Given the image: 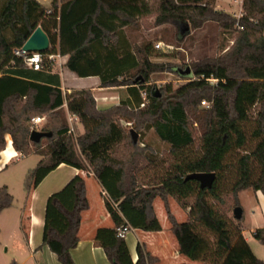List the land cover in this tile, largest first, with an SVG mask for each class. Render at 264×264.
Instances as JSON below:
<instances>
[{"label": "trees", "instance_id": "obj_1", "mask_svg": "<svg viewBox=\"0 0 264 264\" xmlns=\"http://www.w3.org/2000/svg\"><path fill=\"white\" fill-rule=\"evenodd\" d=\"M242 8L238 19L215 9L210 0H53L50 8L38 0L5 1L0 10V156L10 134L18 152L43 157L28 184L23 215L27 238L24 222L32 191L65 163L92 172L103 187L114 227L99 228L96 240L113 264H151L157 260L138 244V260L134 262L126 239L117 235L118 227L125 224L161 231L154 209L156 198L164 202L183 255L204 264H264L242 228L210 201H223V194L229 191L235 196V209L241 206V190L264 192V0H243ZM155 12L157 25L187 23L196 29L215 21L226 32L239 28L238 35L233 46L218 57L194 62L191 76H184L188 79L185 84L177 88L165 85L160 93L146 85L153 72L164 68L150 59L154 49L149 42L124 48L116 72L102 74L100 50L116 46L124 28ZM38 26L49 36L47 52L68 55L66 66L80 76H89V72L101 75L102 87L129 86L135 90V103L123 101L99 109L91 89L65 93L59 79L51 84L38 79L54 63L36 71L14 53ZM128 54L136 58L132 74L120 72ZM143 91L148 94V103L141 107ZM202 99L211 102L209 108L198 109ZM65 104L84 127L76 139L69 135L68 122L61 113ZM257 104L261 109L253 116ZM43 114L48 119L42 130L52 132V136L32 142L31 119ZM192 114L202 127L200 152L194 155L187 152L195 142L190 128ZM121 118L136 120L137 128L154 129L171 145L175 161L163 174L153 178L141 174L152 170L155 160L143 154L121 125ZM43 140H47L46 145ZM194 172H215L212 188L202 189L198 180L187 179ZM171 197L188 210L185 221L180 222L172 212ZM13 202L8 187H0V211ZM89 207L82 174L47 200L43 244L62 264H77L71 251L79 243L82 213ZM255 237L264 244V228L257 229Z\"/></svg>", "mask_w": 264, "mask_h": 264}, {"label": "rangeland", "instance_id": "obj_2", "mask_svg": "<svg viewBox=\"0 0 264 264\" xmlns=\"http://www.w3.org/2000/svg\"><path fill=\"white\" fill-rule=\"evenodd\" d=\"M207 0H204L206 2ZM236 2L232 3L231 7L233 12L230 14L234 15L236 18L240 12H243V0H235ZM241 6V8H239ZM215 8V6H213ZM216 9V8H215ZM220 10V9H218ZM224 11V10H223ZM229 13V12H228ZM157 13L143 17L139 21L130 27H128V32L131 35V40L135 47H140L142 43L149 42L153 46V56L150 59L162 65L164 68L153 72L150 76V81L146 84L147 87L152 86L157 92L160 93V89L165 85H172L174 88H177L185 84L188 79H185L184 76L180 75L178 69H187V67H192L194 62L200 61L208 57H218L223 52L227 51L234 44V41L238 35L239 28H236V31L226 32L220 28L219 24L215 21H207L205 24L199 28H193L191 25L190 31L185 32L187 23H167L162 25L155 24V18ZM160 43L161 48L157 49L156 45ZM54 69H59L58 60L54 63ZM69 73L71 72L68 70ZM196 78L195 76H193ZM76 79V78H75ZM81 85H87L90 81H82L81 79L78 82ZM94 93V92H93ZM97 95H100V92H96ZM95 96V95H94ZM96 98V96H95ZM206 100V104H203V101ZM97 107L98 101L96 98ZM148 103V99L146 104ZM211 102L207 99H202L200 104L197 106L199 110H204L209 108ZM117 105V104H116ZM143 107V106H141ZM261 109V104H257L253 111L252 115L256 116L258 111ZM62 116L67 120L69 128H73V131L69 133L74 139H76L81 134V126L76 115H73L70 112H67L65 108L62 110ZM46 115L47 114H43ZM48 119V116H47ZM191 125L190 128L194 135V145L187 150L188 154H196L200 152V144L202 138V127L197 118L194 117V114L191 115ZM120 123L124 126L130 133L131 130H135L138 133L137 144L144 155H147L149 158H153L154 168L148 171L143 170L142 175H147V177L153 178L154 176L161 175L164 173L165 169L169 167L171 163L175 161L174 156L171 151V145L163 140L157 135L154 129H149L144 126L137 128V121L127 120L125 118L120 119ZM132 135V133H131ZM44 145L47 144V140H43ZM78 153L80 149L76 147ZM242 153V151H241ZM40 157L36 154L30 155L28 158L22 159L19 162H16L15 167L19 169L27 170L24 177L21 180L16 181L11 185V193L14 196V202L11 207L0 211V240L3 242L0 245V254L6 255L8 257V264H35V260L31 258V252L28 248L17 251L18 245L17 242L21 241L25 244L24 239L20 229L17 230L18 221L20 220V215L24 210V207L27 203L28 198V184L31 182V172L35 166V162ZM142 162V161H141ZM158 164V165H157ZM91 171V169H89ZM92 173V172H91ZM67 176V170H57L51 177L46 180L38 189L35 196H33V204L36 209L43 208L45 206V200L47 193L55 188L52 185V182L55 179H64ZM145 181V180H144ZM149 178L145 182H149ZM56 182V181H55ZM253 195L252 198H248L247 194L242 196V208L244 210L243 220L234 218V203L235 196L231 192H226L223 194V201H217L213 198L210 201L214 206L223 214L232 217L236 224L240 227H244L246 230V236L250 238L253 245L256 248V245L260 249L264 250V244L260 243L258 240L252 238L250 232V227H254L258 224V218L253 214V210L256 209L258 198L255 195L254 191L249 192ZM170 206L173 213L179 221H185L187 219L185 209L181 208L180 204L174 199L170 198ZM192 201V199H191ZM31 202V197L29 199V204ZM163 212H160V208ZM154 209L159 212L161 216L162 224L165 230L169 231V221L167 211L164 206V202L161 198H156L154 202ZM157 213V212H156ZM167 215V216H166ZM19 232V233H18ZM40 235V233H39ZM256 244V245H255ZM26 245V244H25ZM17 251V253H16ZM258 254H261L257 249ZM22 253V254H21ZM264 256V255H263ZM38 259L42 260L46 258L43 255H39ZM264 258V257H263ZM189 259V258H188ZM191 260V259H189ZM192 261V260H191Z\"/></svg>", "mask_w": 264, "mask_h": 264}, {"label": "crops", "instance_id": "obj_3", "mask_svg": "<svg viewBox=\"0 0 264 264\" xmlns=\"http://www.w3.org/2000/svg\"><path fill=\"white\" fill-rule=\"evenodd\" d=\"M6 0H0V10L5 3ZM44 6L50 8L53 0H38ZM212 1L213 6L216 9L224 10L226 12H233V8L231 7L233 1L235 0H210ZM241 8V6L239 7ZM187 25V24H186ZM131 46L132 49L135 48L131 40V35L128 32V27L124 28L119 34V41L116 46H111L107 48H102L99 52L100 56V65H101V73L102 74H112L116 72L118 66V60L123 57L124 52L123 49ZM133 51V50H132ZM68 59V55H61L58 58L59 69H54L53 67L48 72L40 73L41 77H38L41 81L51 84L56 83V80L59 79L61 82V88L66 93H71L74 90L81 89H91L94 92V95L98 101L99 109H107L120 102L127 103H135L136 93L135 90H131L129 86H120V87H102V79L101 75L93 74L94 72H89L91 75L89 76H80L76 72L71 71L67 66L66 62ZM136 64V58L133 55L128 54L127 62L122 64L124 67L120 68L123 73H135L136 69L134 68ZM121 65V66H122ZM70 70L71 72L69 73ZM119 71V70H118ZM129 71V72H128ZM76 78V79H75ZM82 81H90L87 85L79 84V80ZM96 92H100V95H97ZM67 112V104L63 106ZM46 116V115H45ZM79 119V118H77ZM80 122V120H78ZM47 122V116H46ZM44 122V124L46 123ZM43 124V125H44ZM42 125V126H43ZM81 126V134L84 133V127L82 123H79ZM6 147L1 152L0 156V187L7 186L8 190L11 193V185L16 183V181L21 180L26 171L24 169H19V167H15L12 169L16 162L21 161L22 159L28 158L30 155L36 154L32 153L29 155H24L18 152L13 146L12 136L10 134L6 135ZM38 155V154H36ZM40 158L36 160V164L34 168L38 165V163L42 160V156L38 155ZM33 168V169H34ZM57 170H67V176L61 180L55 179L52 182V185L55 187L51 189L46 195L45 206L40 209H36L33 204V196L36 195L40 186L48 180L51 175ZM82 174L86 178L87 182V193L89 198L90 207L82 213V222L81 228L79 231L80 240L78 245L72 249V256L77 264H113L107 257L104 248L100 245V243L96 240V233L99 228H112L114 227L113 219L111 218L106 205H105V194L103 187L100 181L96 178L93 173H87L86 171L80 170L71 165L62 163L55 170L49 173L43 181L32 191L31 194V202L29 204V212L26 214L28 219L24 222L27 232L28 238L25 236L23 231V215L24 210L20 215V220L18 221L17 230L20 229L22 238L25 241V244L21 241L17 242L18 248L17 251L23 252L22 249L28 248L31 252V258L35 260V264H62L58 256L55 252H53L48 245L43 244V231L45 225V211L46 204L49 196L61 190L74 176ZM254 191L258 201L256 202L257 207L253 210V214L258 218L259 222L256 226L250 227V232L252 234V238L258 240L255 237V232L259 228H264V192L262 190L255 191L251 188H247L241 190L239 192V200L242 205V196L243 194H247L248 198H252L253 195L249 192ZM12 194V193H11ZM242 207V206H241ZM160 212L162 210L161 207ZM6 210V209H5ZM159 211V210H158ZM156 209L157 216L161 221V216ZM186 217L188 215V210H185ZM175 214V213H174ZM244 215V210H243ZM167 216V215H166ZM243 220V219H242ZM169 221V219H168ZM182 222V221H180ZM162 223V221H161ZM163 229L161 231H144L137 228H132V230L127 234L126 242L128 244L130 254L134 262L138 260V244L142 245L145 251L149 252L153 257L157 260L151 264H204L201 260H189L187 256L180 253L179 243L175 236V234L171 230V223L169 221V231L167 232L162 224ZM242 232L244 237L250 243L252 249L255 254L264 261V250L260 249L258 245H253L250 238L246 236V230L242 226ZM19 233V232H18ZM40 233V235H39ZM259 241V240H258ZM260 242V241H259ZM2 241L0 240V245H2ZM261 243V242H260ZM257 249L261 254H258ZM16 251V253H17ZM22 254V253H21ZM43 255L46 258L42 260L38 259L39 255ZM0 264H8V257L6 255L0 254Z\"/></svg>", "mask_w": 264, "mask_h": 264}, {"label": "water", "instance_id": "obj_4", "mask_svg": "<svg viewBox=\"0 0 264 264\" xmlns=\"http://www.w3.org/2000/svg\"><path fill=\"white\" fill-rule=\"evenodd\" d=\"M184 31L187 33L190 31V27L187 24ZM50 48V39L48 34L44 31V29L41 26H38L33 33L30 35V37L27 39V41L23 45V49L27 51H39L44 52L48 51ZM180 75L182 76H191V69L190 67H187V69H178ZM132 137L134 142L138 141V133L135 130H131ZM52 136V132H47L43 130H33L30 135V140L32 142H40L42 138L44 137H50ZM217 174L215 172H194L190 173L187 176V179H196L200 183V187L202 189L206 188H212L215 180H216ZM234 218L240 219L243 215V208L241 206H237L234 211Z\"/></svg>", "mask_w": 264, "mask_h": 264}, {"label": "built area", "instance_id": "obj_5", "mask_svg": "<svg viewBox=\"0 0 264 264\" xmlns=\"http://www.w3.org/2000/svg\"><path fill=\"white\" fill-rule=\"evenodd\" d=\"M238 19L242 17L243 12L236 14ZM156 48H161V44L158 43ZM14 53L16 56L21 57L23 59L24 65L29 67L33 70L39 71L45 68L47 63H55L58 58L61 57L60 53H53V52H39V51H27L23 49V46L15 48ZM143 103L141 106L146 105V101L148 99V94L146 91L142 92ZM206 100L203 101V104H206ZM46 122V116H35L31 119L32 130H42V125ZM73 128L69 129L68 133H71ZM132 230V227L129 224L122 225L117 229V235L120 238L125 239L127 234Z\"/></svg>", "mask_w": 264, "mask_h": 264}]
</instances>
